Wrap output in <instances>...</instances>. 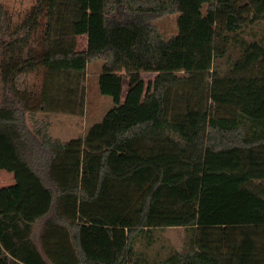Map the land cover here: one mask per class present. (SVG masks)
I'll return each instance as SVG.
<instances>
[{
    "label": "trees",
    "instance_id": "1",
    "mask_svg": "<svg viewBox=\"0 0 264 264\" xmlns=\"http://www.w3.org/2000/svg\"><path fill=\"white\" fill-rule=\"evenodd\" d=\"M177 14L165 38L153 23ZM258 22L264 0H37L0 40V169L20 188L15 205L0 190V264H264V42L236 39ZM232 40L242 57L221 76ZM80 60L138 82L64 142L48 118L83 113ZM167 228L183 251L137 253Z\"/></svg>",
    "mask_w": 264,
    "mask_h": 264
},
{
    "label": "rangeland",
    "instance_id": "2",
    "mask_svg": "<svg viewBox=\"0 0 264 264\" xmlns=\"http://www.w3.org/2000/svg\"><path fill=\"white\" fill-rule=\"evenodd\" d=\"M37 0H0V14H5L4 24L5 32L0 34V40L12 39L15 34L14 30L22 24L30 9L35 5ZM179 15H168L154 21L153 25L164 35L170 38L178 33L177 20ZM11 27H8V23ZM7 25V26H6ZM86 22L80 27L78 33V43L80 40V51L85 49L84 42L87 35ZM12 34V36H11ZM236 39L244 40L246 43L255 41L264 42V22L247 25L244 30L236 36ZM1 50V47H0ZM1 53V52H0ZM242 57L240 44L233 40L228 45L227 55L224 59L216 61V68L219 75L225 76L229 70L233 68L234 63ZM1 59V56H0ZM80 62L84 63L82 60ZM102 63L93 61L87 66V80L85 81V105L81 115H75L73 118L67 114H50L49 115V133L51 137L58 138L61 141H69L74 138L84 136L86 131L94 124L100 122L109 110L112 109V97L103 89L107 90L104 83H99V74L101 72ZM144 82L148 84V89L155 79L152 74H142ZM27 82L31 86L33 84H41V76L37 78L35 75H29ZM138 79L129 83L125 81L124 88L136 85ZM150 86V87H149ZM4 89L0 83V102L3 99ZM110 96V97H109ZM39 118L44 117L42 114ZM9 174V173H7ZM13 176L12 174H9ZM153 242L150 247L147 246L148 240L141 238L136 245L137 253L143 254L150 261H164L174 251H183L185 241L187 240V232L182 228H167L164 230H156L153 233Z\"/></svg>",
    "mask_w": 264,
    "mask_h": 264
},
{
    "label": "crops",
    "instance_id": "3",
    "mask_svg": "<svg viewBox=\"0 0 264 264\" xmlns=\"http://www.w3.org/2000/svg\"><path fill=\"white\" fill-rule=\"evenodd\" d=\"M84 42L86 43L85 49L82 51H80V49H79L80 52H84L87 49V43H88V36L87 35L85 37ZM78 44H79V48H80V40H79ZM87 66L88 65L85 62L82 63L80 61L74 62L72 64L73 69L85 70V74L87 72ZM98 74H99L98 79H100L99 83H101V84L104 83L106 88H107V90L103 89V91H105L106 94H107V91H108V93H111L108 95H110L113 98L112 99V103H113L112 107H114L115 105L122 104L125 101L127 95L130 92H132L134 90V88L136 87L133 84L131 87L124 88L125 81H127L129 83V79L123 77V74L119 75L118 77L103 75V74H101V72ZM152 75L155 76V79H154L151 87L149 86L151 92L153 91L155 83L159 77L158 73L152 74ZM140 77H142V74L139 76V79H140ZM86 80H87V75H86L85 81ZM141 80H143V78H141ZM84 85H85V83H84ZM151 92H149L148 84L145 83V95L150 94ZM70 116L73 118L75 115H70ZM56 139H58V138H56ZM7 173L8 172L0 169V190H4L5 192H7L9 203L11 205H15L17 200L20 197V188L18 187V185L15 181L14 175L12 173H9V174L13 175V176H11Z\"/></svg>",
    "mask_w": 264,
    "mask_h": 264
}]
</instances>
